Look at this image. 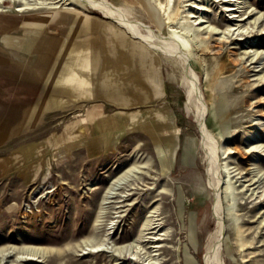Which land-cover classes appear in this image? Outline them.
<instances>
[{
  "label": "rangeland",
  "instance_id": "rangeland-1",
  "mask_svg": "<svg viewBox=\"0 0 264 264\" xmlns=\"http://www.w3.org/2000/svg\"><path fill=\"white\" fill-rule=\"evenodd\" d=\"M91 1L100 0H0V264H264V0H170L168 16L158 0H102L177 35L208 106L201 118L182 60L158 48L160 95L60 96L40 110L34 93L55 57L43 43L106 42L104 25L131 36Z\"/></svg>",
  "mask_w": 264,
  "mask_h": 264
},
{
  "label": "bare ground",
  "instance_id": "bare-ground-1",
  "mask_svg": "<svg viewBox=\"0 0 264 264\" xmlns=\"http://www.w3.org/2000/svg\"><path fill=\"white\" fill-rule=\"evenodd\" d=\"M104 1H91L90 4L95 10H98L100 13H102L103 17H108L110 19H114V21H117L118 25L127 29L131 36L129 35L130 37H127L124 32L114 29L109 25H104L106 42L97 40L88 41L78 45L71 42L48 40L46 43H43L42 47L48 51L54 52L57 59V61L53 62L48 68L46 71L47 73L45 72L49 79L56 80H52L54 83L51 84V88H48L49 91L58 88L60 90H69L73 93H84L85 95H92V93L97 91L100 92L99 94L104 95L113 101L122 103L134 102L137 101V99H146L151 95L157 94L158 85L160 83L157 74V65L153 56L154 51L158 48L162 50V52L182 60L185 78L187 79L189 85V89L186 94L187 101L190 102L191 99L195 101V103L199 106V118H201L208 106L204 104L203 100L201 99L202 94L199 91L197 75L187 63L189 60V53L184 50L183 43L177 37V35L172 34L167 37L160 33V28L158 31H156L150 25H147L144 22L135 20L131 21L120 12L121 10L111 7L107 4V2ZM232 1L236 4H239L240 2L238 0ZM169 3L170 0H166L165 4L158 0V5L164 13L167 12V6ZM234 3L231 5H236ZM192 8L199 10V7L196 6H192ZM234 9L235 8L233 6H228L227 10ZM147 11L152 16L155 14V21L157 24H159L157 10H155L156 12L154 11L153 13L147 8ZM190 17L192 16L190 15L186 17L188 18L187 20H189ZM247 17L248 16H246V18ZM242 19L243 18L239 17V19L235 20ZM78 20L83 24H95L93 21L88 19L79 18ZM188 25L192 26L193 22L191 21ZM143 29L145 30L146 34L141 32ZM133 38L138 39V41L133 40ZM153 41H159L163 45L159 47V45L154 44ZM77 64H79V67L75 68ZM45 73L43 76H45ZM37 112L38 110H31V119L35 118ZM199 123L203 132V128L205 126H203L201 119ZM213 169L211 173H213ZM217 170L218 168H216V171ZM134 171V167H131V169L126 172V174L117 176L110 181L106 191L107 193L104 198L105 203L109 202L107 201L108 198L115 193V190L119 184L124 182V180L127 179L126 177L130 176L131 172ZM214 174L217 175V186L220 182L218 171L216 173L214 172ZM217 193H215V203L213 206L218 219V228L215 233L216 239L214 249L211 247L214 252H218V245L221 237H223V232L225 229L223 218L219 215L220 202L218 196L219 193ZM145 226L146 228L144 229L155 228L153 223H146ZM263 228L264 218H261L259 221L260 237L262 236L261 233ZM236 243L240 249L244 250L245 241L243 239V231L240 228L237 232ZM129 247V244L116 247L115 249L110 247V251L115 253L117 252V254L121 256L122 254H125V252H130ZM106 249L108 250V247ZM209 256H205V264L212 263L211 257ZM151 259L152 257L149 260ZM154 261H157V258ZM222 261L219 264H222Z\"/></svg>",
  "mask_w": 264,
  "mask_h": 264
},
{
  "label": "crops",
  "instance_id": "crops-1",
  "mask_svg": "<svg viewBox=\"0 0 264 264\" xmlns=\"http://www.w3.org/2000/svg\"><path fill=\"white\" fill-rule=\"evenodd\" d=\"M95 24H92L93 26H96V25H101V24H99V22H97V21H93ZM49 48V47H48ZM51 50V49H50ZM46 51L48 52V56H50L51 58H52V56H54L55 55V57L54 58H52V60H48L47 61V67H46V69H45V71H44V73L48 70V68L51 66V64L53 63V62H56L57 61V59H56V54L54 53V52H52V51H48L47 49H46ZM153 56H154V58H155V62H156V65H157V70H158V79H159V85H158V89H157V96H158V94H159V92H160V90H159V87L161 88V85L163 86V80H162V76H161V74L159 73V67H158V62H157V56L155 55V52L153 53ZM74 59V58H73ZM77 67H79V64H77L76 65V67L75 68H77ZM43 73V74H44ZM47 73V72H46ZM46 73H45V76H43L42 78L44 79V81H45V86L41 89V92L40 93H37V92H35L34 93V97L35 98H37V99H39V104H40V106H41V108H40V106H39V108H40V110H42L43 109V106L45 107H51V100H53L52 98H55L56 100H57V98L59 99L60 98V96H69V97H72V98H74V99H79V98H92V97H103V98H106V99H108V100H110V101H113V100H111V99H109V98H107L106 96H104V95H101V94H99L100 92H95V93H92V95H85L84 93H73V92H71V91H67V90H63V89H54V90H50L49 91V89L48 88H51L52 87V85L51 84H53L54 82H52V80H55V79H49V77H47L46 76ZM62 77V76H61ZM89 77H91V76H89ZM65 80V79H64ZM63 80V81H64ZM56 81V80H55ZM63 94H65V95H63ZM38 95V96H37ZM156 95H153V96H156ZM160 95V94H159ZM37 96V97H36ZM144 101V100H148V98H146V99H137V101ZM137 101H134V102H137ZM116 102V101H115ZM129 103H133V102H129ZM48 107V108H49ZM39 113V110H38V112H37V114L35 115V118H37L38 116L37 115H39L38 114Z\"/></svg>",
  "mask_w": 264,
  "mask_h": 264
}]
</instances>
